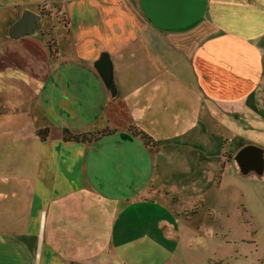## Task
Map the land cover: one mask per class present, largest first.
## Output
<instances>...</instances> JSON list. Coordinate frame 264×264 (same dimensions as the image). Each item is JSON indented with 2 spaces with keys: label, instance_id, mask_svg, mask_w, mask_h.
Returning <instances> with one entry per match:
<instances>
[{
  "label": "crops",
  "instance_id": "1",
  "mask_svg": "<svg viewBox=\"0 0 264 264\" xmlns=\"http://www.w3.org/2000/svg\"><path fill=\"white\" fill-rule=\"evenodd\" d=\"M5 12L10 26L22 19L27 23L17 38L43 35L56 63L46 85L61 89L55 101L67 117L58 126L30 124L32 131L21 132L42 131V142L94 148L86 161L89 189L101 193L111 209L125 200L128 207L120 214L127 221H137L139 208L158 209L134 195L155 191L160 143L170 139L153 130L155 116L188 117L189 126L171 136L184 152L185 129L200 124L211 131L209 150L192 162L181 159L194 168V175L183 173L185 179L197 182L216 178L223 165L237 170L235 153L256 144L250 142L251 132L264 133V0H0V19ZM103 53L112 61L118 89L113 97L96 68ZM169 88L172 97L158 104L155 93ZM184 91L192 95V106L177 102ZM54 117L59 115L54 112ZM66 129L87 137L68 141ZM219 132L230 137L216 141ZM150 138L155 146L147 144ZM39 169L40 178L15 170L12 163L0 169V264H42L50 258V214L43 203L41 164ZM176 173L174 168L159 177L176 180ZM86 206L84 198L72 195L52 220H62L58 229L85 225L81 216L87 214L80 209Z\"/></svg>",
  "mask_w": 264,
  "mask_h": 264
},
{
  "label": "rangeland",
  "instance_id": "2",
  "mask_svg": "<svg viewBox=\"0 0 264 264\" xmlns=\"http://www.w3.org/2000/svg\"><path fill=\"white\" fill-rule=\"evenodd\" d=\"M11 27L5 12L0 19V169L12 163L15 170L39 177L42 165L43 203L48 204L50 214L46 229L50 258L42 264H264V178L241 176L230 164L223 165V172L211 180L185 179L187 175L183 173L194 175V168L192 163H181V159L195 161L212 144L207 137L212 136L211 131L198 124L192 130L185 129L180 139L188 150L175 147L173 130L188 127L190 123H184L188 117L171 113L168 118H153V130L161 138L170 136L160 143L157 170L160 175H169L176 168L178 179H161L157 175L155 191L135 193L148 201L146 205L158 209L144 212L139 208L133 223L121 217V210L128 207L125 200L111 209L101 193L89 189L86 161L94 148L66 145L63 140L42 142L44 132L24 136L21 130L32 131L30 124L43 126L52 121L58 126L67 117L59 101H55L61 89L50 90L46 85L56 63L43 35L36 32L17 38L11 35ZM170 90L155 93V101L164 106L165 100L172 97ZM184 93L177 102L192 106V95ZM54 112L59 118L54 117ZM224 134L229 135L219 132L216 141H222ZM255 134H249L250 142L264 146V133ZM147 144L156 145L151 138ZM75 194L90 205L80 209L87 214L81 216L85 225L58 229L62 220H52V215L57 208L69 204Z\"/></svg>",
  "mask_w": 264,
  "mask_h": 264
},
{
  "label": "water",
  "instance_id": "3",
  "mask_svg": "<svg viewBox=\"0 0 264 264\" xmlns=\"http://www.w3.org/2000/svg\"><path fill=\"white\" fill-rule=\"evenodd\" d=\"M21 25L27 26L25 20H20L14 24L10 31L12 36H18ZM96 66L105 85L108 88L110 96H115L118 92L115 80L112 61L108 53H103ZM235 167L241 176L264 177V147L255 143H248L241 147L233 156Z\"/></svg>",
  "mask_w": 264,
  "mask_h": 264
},
{
  "label": "trees",
  "instance_id": "4",
  "mask_svg": "<svg viewBox=\"0 0 264 264\" xmlns=\"http://www.w3.org/2000/svg\"><path fill=\"white\" fill-rule=\"evenodd\" d=\"M132 128H134V132L138 133L144 139L148 140V137L143 132L139 133V132L136 131V128L135 127H132ZM41 132L42 131H40L39 133L41 134ZM65 134H66V138L68 140L72 139V140L79 141V140L85 139V137H87L86 134H73V133H70L67 129L65 130Z\"/></svg>",
  "mask_w": 264,
  "mask_h": 264
}]
</instances>
